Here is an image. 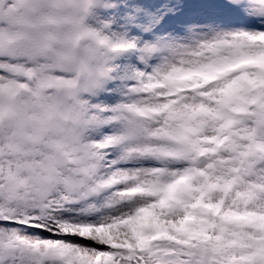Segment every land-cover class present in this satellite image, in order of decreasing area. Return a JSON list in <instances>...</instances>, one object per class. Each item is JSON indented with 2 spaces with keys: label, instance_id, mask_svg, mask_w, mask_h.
Returning a JSON list of instances; mask_svg holds the SVG:
<instances>
[{
  "label": "snow or ice",
  "instance_id": "6c2138e0",
  "mask_svg": "<svg viewBox=\"0 0 264 264\" xmlns=\"http://www.w3.org/2000/svg\"><path fill=\"white\" fill-rule=\"evenodd\" d=\"M0 264H264V0H0Z\"/></svg>",
  "mask_w": 264,
  "mask_h": 264
}]
</instances>
